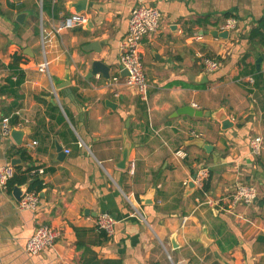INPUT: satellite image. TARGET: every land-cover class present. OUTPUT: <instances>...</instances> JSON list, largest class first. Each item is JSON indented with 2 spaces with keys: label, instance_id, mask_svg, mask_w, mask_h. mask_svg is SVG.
<instances>
[{
  "label": "crops",
  "instance_id": "crops-1",
  "mask_svg": "<svg viewBox=\"0 0 264 264\" xmlns=\"http://www.w3.org/2000/svg\"><path fill=\"white\" fill-rule=\"evenodd\" d=\"M79 1L0 0V166L17 159L43 182L34 211L19 210L14 191L0 188V264H264V155L250 153L251 141L264 139V43L250 38L264 0H88L86 24L58 32ZM140 3L163 15L143 41L146 99L123 80L109 84L122 76L120 44ZM232 17L239 23L228 37L211 34ZM92 42L100 52L85 50ZM15 53L27 62L13 93ZM205 57L219 63L216 72L205 70ZM45 61L49 74L39 71ZM96 61L110 78L91 77ZM64 82L75 100L56 89ZM186 107L205 115L177 114ZM6 121L24 130L21 146L3 135ZM201 167L210 170L205 191L215 208L188 187ZM240 185L258 199L229 210ZM101 212L118 221L112 237L96 229ZM40 225L59 238L32 256L27 242Z\"/></svg>",
  "mask_w": 264,
  "mask_h": 264
},
{
  "label": "built area",
  "instance_id": "built-area-1",
  "mask_svg": "<svg viewBox=\"0 0 264 264\" xmlns=\"http://www.w3.org/2000/svg\"><path fill=\"white\" fill-rule=\"evenodd\" d=\"M163 19L162 13L154 6L140 3L135 6L130 14L128 32L120 44V63L123 71L127 72V76L118 75L109 81L111 85H119L121 80L125 87L134 89L144 99L147 97L149 84L147 82L144 67V51L143 41L145 38L157 32ZM87 18L83 14H75L66 18L61 26L57 29L60 32L63 29H72L86 24ZM239 20L235 17L229 18L220 32L227 31L230 33L237 28ZM198 40L200 38H197ZM205 70L209 73L216 72L219 69V63L213 59L205 57L203 59ZM39 71L49 74V62L45 61L39 66ZM119 96L118 92H114ZM11 128L7 121L3 125V135L9 136ZM193 136H197L192 132ZM37 145L33 142L30 147ZM69 154V151L66 152ZM250 153L254 157H261L264 155V139L259 136L254 138L250 143ZM175 155L180 159H185L188 154L185 150L175 152ZM40 174L43 170H38ZM16 168L12 165L0 166V188L8 189V183L14 178ZM210 177V170L207 167H201L197 173L192 177L191 182L195 188L202 192L205 196L206 204L211 207H217V202L211 200L205 191V184ZM258 199L257 190L254 187L240 185L237 186L231 196L229 202V210L235 209L238 206L250 207L253 206ZM41 198L40 195L33 191L26 190L22 198L17 202V207L21 211H34L38 208ZM185 222V221H184ZM118 224L117 219L109 212H101L96 218V229L104 233L108 237H112L116 231ZM59 238V233L51 226L40 225L34 235L28 240L26 251L32 256L42 254L46 249L53 248Z\"/></svg>",
  "mask_w": 264,
  "mask_h": 264
},
{
  "label": "water",
  "instance_id": "water-1",
  "mask_svg": "<svg viewBox=\"0 0 264 264\" xmlns=\"http://www.w3.org/2000/svg\"><path fill=\"white\" fill-rule=\"evenodd\" d=\"M90 5V4H89ZM88 7V0H80L79 2H77L76 4H74V8H75V14H81L84 13L87 10ZM18 22L23 24L24 23V15L21 14L18 18ZM211 34H213L216 37H228V32H220V31H212ZM85 50L90 51V52H100L101 51V44L99 42H92L90 44H88L85 47ZM264 59V55H262L260 58H258L257 60V68L260 69L261 64L263 62ZM97 74H102L104 77L106 78H110V68L108 66H106L104 63L96 61L93 63V67H92V71H91V77ZM127 72L123 71L122 72V76H127ZM57 85V84H56ZM57 90H64L67 94H69L70 98L72 100H75V97L72 93V89L70 88V84L68 82H64L63 84H59L56 86ZM178 115H189V116H195V117H203L205 114L204 112L201 111H196L195 109L186 107L184 109H181L177 112ZM229 123H224L223 126L225 127V129H227L229 127L228 125ZM24 130H18V129H13L11 131V136L14 139V141L16 142L17 145L21 146L23 144V138H24ZM130 148H131V144L129 142H126L125 146H124V150H123V155H122V160L119 163V167L121 169H125L127 167V161H128V157H129V153H130ZM60 155L61 157L65 156V153L63 151H60ZM19 163V160L14 159L12 164L14 167L18 166L17 164ZM188 187L190 188H195V185L193 184V182H190ZM26 189L24 187H16L14 190V197L17 201H19L22 196L24 195Z\"/></svg>",
  "mask_w": 264,
  "mask_h": 264
},
{
  "label": "trees",
  "instance_id": "trees-1",
  "mask_svg": "<svg viewBox=\"0 0 264 264\" xmlns=\"http://www.w3.org/2000/svg\"><path fill=\"white\" fill-rule=\"evenodd\" d=\"M231 14H226V17H230ZM250 38L252 40L259 39L260 41H263L264 43V17L261 18L258 22L256 27L251 31ZM13 62L9 64L8 68L12 71L11 76L7 79V83L9 85V91L13 92L16 88L20 87L24 83V71L20 68V65L22 63H26L27 60L24 59L22 55H19L18 53L13 54L12 56ZM13 77H16V80H14ZM19 153L21 154V159L24 161V159L29 160L28 157H26V152L23 148H20ZM16 168V174L14 178L8 183V193H13L16 187L24 186L26 184L29 185L28 190L33 191L36 193H40L43 190V182L42 180L35 176L33 180L31 179V172L32 169H27L24 171L22 165H18ZM259 205L264 208V200L259 202ZM108 264H119L117 262H109Z\"/></svg>",
  "mask_w": 264,
  "mask_h": 264
}]
</instances>
